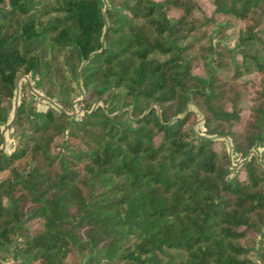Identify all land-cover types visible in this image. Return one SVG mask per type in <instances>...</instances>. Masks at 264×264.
Returning <instances> with one entry per match:
<instances>
[{"label":"trees","instance_id":"trees-1","mask_svg":"<svg viewBox=\"0 0 264 264\" xmlns=\"http://www.w3.org/2000/svg\"><path fill=\"white\" fill-rule=\"evenodd\" d=\"M0 264H264V0H0Z\"/></svg>","mask_w":264,"mask_h":264},{"label":"water","instance_id":"water-1","mask_svg":"<svg viewBox=\"0 0 264 264\" xmlns=\"http://www.w3.org/2000/svg\"><path fill=\"white\" fill-rule=\"evenodd\" d=\"M16 98H17V94H16ZM16 115V112L14 111V116Z\"/></svg>","mask_w":264,"mask_h":264},{"label":"rangeland","instance_id":"rangeland-1","mask_svg":"<svg viewBox=\"0 0 264 264\" xmlns=\"http://www.w3.org/2000/svg\"><path fill=\"white\" fill-rule=\"evenodd\" d=\"M207 9H209V8H208V6H207ZM19 80H20V79H19ZM19 80H18V81H19ZM196 128H199V127H198V126H196Z\"/></svg>","mask_w":264,"mask_h":264}]
</instances>
